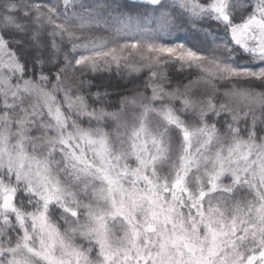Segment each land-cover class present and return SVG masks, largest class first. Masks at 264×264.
<instances>
[{"label": "snow or ice", "instance_id": "6c2138e0", "mask_svg": "<svg viewBox=\"0 0 264 264\" xmlns=\"http://www.w3.org/2000/svg\"><path fill=\"white\" fill-rule=\"evenodd\" d=\"M0 264H264V0H0Z\"/></svg>", "mask_w": 264, "mask_h": 264}]
</instances>
